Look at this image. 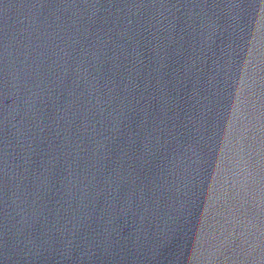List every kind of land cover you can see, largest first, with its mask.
Masks as SVG:
<instances>
[{"label":"water","instance_id":"water-1","mask_svg":"<svg viewBox=\"0 0 264 264\" xmlns=\"http://www.w3.org/2000/svg\"><path fill=\"white\" fill-rule=\"evenodd\" d=\"M0 264H264V0H0Z\"/></svg>","mask_w":264,"mask_h":264}]
</instances>
